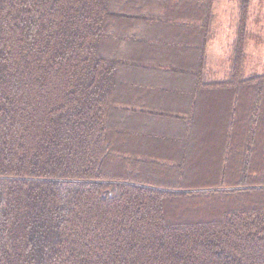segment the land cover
<instances>
[{
  "label": "trees",
  "instance_id": "trees-1",
  "mask_svg": "<svg viewBox=\"0 0 264 264\" xmlns=\"http://www.w3.org/2000/svg\"><path fill=\"white\" fill-rule=\"evenodd\" d=\"M217 2L0 0V264H264L253 0L223 77Z\"/></svg>",
  "mask_w": 264,
  "mask_h": 264
},
{
  "label": "rangeland",
  "instance_id": "rangeland-1",
  "mask_svg": "<svg viewBox=\"0 0 264 264\" xmlns=\"http://www.w3.org/2000/svg\"><path fill=\"white\" fill-rule=\"evenodd\" d=\"M216 11L218 13L216 26L220 33V37L215 43L211 44L210 56L214 70L220 77H223L228 66L230 43L232 41L231 34L235 24L233 18L235 13V0H218ZM250 17L251 22L249 23V27L253 36L248 45L250 57L247 68L250 72H253L254 70H259L264 64V0H253ZM90 183L92 182H88V184ZM75 184L76 182H74V184L72 183L69 187L77 189L79 185ZM65 186L67 185L63 183V196L67 194L68 190L64 188Z\"/></svg>",
  "mask_w": 264,
  "mask_h": 264
}]
</instances>
